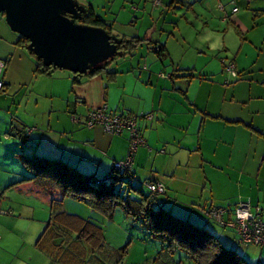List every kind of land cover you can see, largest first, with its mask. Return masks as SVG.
Returning <instances> with one entry per match:
<instances>
[{"label": "crops", "instance_id": "crops-1", "mask_svg": "<svg viewBox=\"0 0 264 264\" xmlns=\"http://www.w3.org/2000/svg\"><path fill=\"white\" fill-rule=\"evenodd\" d=\"M80 1L95 15L96 6L108 9L107 16H96L115 38H136L152 53L163 45L166 56L154 54L168 70L162 74L171 77L160 78V71L147 64L140 68L135 56L118 58L101 75L38 74L35 59L0 17V60L5 62L0 152L5 147V158L12 155L17 164L0 159V171L6 172L0 173V264H82L87 258L88 249L81 246L62 257L63 263L38 251L37 238L45 228L35 236L46 208L37 207L50 210L51 204L31 183L21 182L27 171L22 159L31 154L61 160L92 180H103L112 163L127 156L128 141L125 134L83 126L87 113L102 107L137 116L145 145L133 160L128 178L133 187L161 182L166 192L159 204L170 215L205 227L249 264H264V246L240 244L231 230L204 214L210 206L224 207L222 220L230 223L235 204L247 201L260 208L264 222V0H236L235 14L226 0H185L172 11L170 0H160L161 6L155 0H98L96 6ZM224 13L228 23L222 22ZM226 31L232 33L228 46ZM229 63L235 76L225 70ZM146 115L151 120L141 117ZM152 248L149 263L159 251Z\"/></svg>", "mask_w": 264, "mask_h": 264}, {"label": "trees", "instance_id": "trees-1", "mask_svg": "<svg viewBox=\"0 0 264 264\" xmlns=\"http://www.w3.org/2000/svg\"><path fill=\"white\" fill-rule=\"evenodd\" d=\"M155 1H158L156 6L162 5L160 0ZM226 1L228 5L232 7L231 14H235L239 11V7L236 5V0ZM185 3V0H170L167 4V8L172 11V9H177L180 6L185 5ZM192 4L193 3H189V5ZM234 8H237V12L232 13ZM222 22H229V14H223ZM77 24L98 27L105 30L108 34H111L110 26L97 17L90 6L84 7V14L77 20ZM110 36L113 40L118 42V52H124V57H131L132 53L135 54L141 43L136 38L117 39L113 35ZM17 44L35 59L37 64L35 71L38 74H51L53 69L43 65L42 61L37 59L36 56L27 49L28 42L24 38L18 36ZM152 50L158 57L166 56V54H163V45L154 46ZM105 70L106 67L104 69L96 70L88 77ZM74 77L78 78L77 75ZM174 77L177 76L174 75ZM183 77H190V75H184ZM76 78L75 80H77ZM96 110L89 111L87 115ZM105 111L110 115L133 116L137 120L136 115L123 112L109 113L107 110ZM147 116L148 115L141 117L147 119ZM72 118H77L79 120L75 115L71 116V119ZM85 118L82 124L84 127L88 128ZM74 123L80 124V120ZM122 134H125L127 141H129L128 134L124 132ZM142 140L145 142L143 138ZM139 147L141 146H138L133 153L129 169L116 170L114 168V164L125 161L126 156L122 161H114L109 173L100 181L92 180L88 175L69 166L61 160L49 159L37 155L24 156L22 164L27 171L25 173V178H22L21 182L31 183L34 191L41 196L43 195L49 198L51 204L49 206V218L45 230L38 238L36 247L40 249L42 248L43 242L45 243L49 239L55 240L58 246L54 249L53 253H50V255L52 259L58 260V255L62 251V247L66 246L68 242H71L75 247L84 245L88 249V255L87 258L81 261L82 264H88V262L90 264L97 263L99 256H101V253L107 248L104 229L100 226L93 225L76 215H70L62 211L58 202H61L64 199H71L87 205L94 211L100 212L109 220L112 219L114 211L117 208H120L124 211L127 217L143 225L146 229L147 237L158 243L159 251L156 254V257L152 259L151 263H149L150 259L147 258L142 264H249L236 251L227 249V247H225L215 236L210 234L205 227L193 225L187 220L175 218L170 215L169 211L165 210V208L159 204V197L164 196L166 192L164 184L159 182L164 187L163 193L159 194L152 193L147 188L149 184H154L158 181L143 183V187L148 192L146 195L142 192L141 187H133L130 184L128 178L131 177L133 160ZM28 172L31 173V177L26 176ZM242 202L247 201H239L234 206V219L235 210ZM256 209H258L257 213L258 218L260 219V208L252 207L254 213H256ZM212 211L213 213L217 211L221 212V221H218L213 217L211 214ZM224 213H226V208L220 206H210L204 211V214L209 220L213 222L215 221L227 228L225 225L226 222L222 220ZM232 232L236 235L234 231ZM126 246L114 250L117 251L116 254H118L119 259L117 261L114 259L115 254H109V256L104 257L105 263L122 264V261L120 260H124V257L128 253ZM62 257H67V255H62Z\"/></svg>", "mask_w": 264, "mask_h": 264}, {"label": "water", "instance_id": "water-1", "mask_svg": "<svg viewBox=\"0 0 264 264\" xmlns=\"http://www.w3.org/2000/svg\"><path fill=\"white\" fill-rule=\"evenodd\" d=\"M76 0H0V17L43 65L79 77L104 69L118 57V42L105 30L77 24Z\"/></svg>", "mask_w": 264, "mask_h": 264}, {"label": "rangeland", "instance_id": "rangeland-1", "mask_svg": "<svg viewBox=\"0 0 264 264\" xmlns=\"http://www.w3.org/2000/svg\"><path fill=\"white\" fill-rule=\"evenodd\" d=\"M76 1L80 5L81 1L80 0H76ZM85 1L87 3H89L90 5L92 4L93 6H96V1H98V0H85ZM84 7H86V5ZM101 8H102L101 6H99V7L96 6V8H94V10L96 11V15H98L100 17L107 16L108 15V13H107L108 9L104 10ZM117 27L118 26H115V28H117ZM221 28L226 29L227 27L224 28L222 26ZM181 30H183V27H181ZM227 33H229V34L223 36V38H225V40H226L225 43L228 46V38L232 35V33H230V32H227ZM113 35H115V32H113ZM215 44H217V42ZM120 56L124 57L125 53L122 51L119 52L117 58H120ZM132 56H135L134 60L136 59V63L140 64V68H142L145 64H147L149 69L151 68L152 70H156L157 72L167 70V68H163L164 66L161 64V61L156 59V56L154 53L147 51L146 46H143V47L140 46L136 50L135 54L132 53ZM172 58L175 61L180 60V56H172ZM115 60H119V59H115ZM115 60H113L112 62H109L107 64L106 68L107 69L110 68V66L115 63ZM55 72H63V73L66 72L67 73V71H59V70H56ZM160 72L158 73L160 78H162V77H165L166 79L169 78L168 75L170 74V72H169V74H168V72H167V74L165 72V73H163L164 75L162 74V72L161 73ZM103 73L104 72L101 71L98 74L101 75ZM1 103L3 104L4 102H1ZM3 105H5V103ZM12 112H13V110H12ZM19 114L21 115L20 112H19ZM29 130L30 129H28V131ZM1 149H2V151L0 152V159H2V162H5L3 164L9 165L10 163H12L11 160H14V167L16 168V166H17V164L15 163L16 159H14V157L12 155L9 158H5V156L3 155L6 152L5 147L2 146ZM27 152H28V150H27ZM29 153H30V150H29ZM29 155H31V154H29ZM5 159H7V160H5ZM19 168H20V166H19ZM6 169H7V166H6ZM17 169H18V167H17ZM20 171H21V169H20ZM0 173L4 176L6 174V172H4L3 170H1ZM26 176L31 177V173L28 172L26 174ZM142 192L145 195L148 193L144 187L142 188ZM65 200H66L65 203L61 207L62 211H64L65 213H68L70 215H76L77 217L82 218L85 221H87L93 225L100 226L104 229V237H105V243L107 244V248L103 251V253H101L102 255L99 256V260L97 261L96 264H106L104 261V257L109 256V254H113V255L115 254L114 259H116V261H117L119 259L118 254H116L117 251H114V250L125 247L126 245H127L126 247L128 250V254L124 260H120V261H122V264H142V262L145 259L149 258L150 255L155 254L154 252L151 253V251L153 249L152 246L154 245V246L158 247V243L151 240L149 237H147L146 229L144 228L143 225H141V224L133 221L131 218L127 217L125 215L124 211H122L120 208H117L114 211L112 219L109 220V219L105 218L100 212L94 211L93 209H91L90 207H88L85 204L79 203V202L71 200V199H65ZM44 208H46V210ZM43 209L45 210L44 215L40 214V213L37 214V217H39V218L42 215L44 217L41 219V223H40L41 229H39L35 238H37V237H39V235H41L43 229L45 228V226L47 224L48 218H49L48 206L44 205L42 208L37 207V210H39V211H43ZM37 220L38 219L35 218V221H37ZM57 246H58V244H56L55 240L49 239L45 243L44 242L42 243V248H40V249L37 248V249L39 252L43 251L45 253V256L52 258L50 253H53L54 249ZM74 247L75 246L73 244H71V242H68L66 246L62 247V251L58 255V260L57 259H53V260L63 263L64 259H62V255H67V256L73 255V248ZM81 247L86 248V246H84V245H81ZM227 249H231V248H227ZM88 264H90V263L88 262Z\"/></svg>", "mask_w": 264, "mask_h": 264}, {"label": "built area", "instance_id": "built-area-1", "mask_svg": "<svg viewBox=\"0 0 264 264\" xmlns=\"http://www.w3.org/2000/svg\"><path fill=\"white\" fill-rule=\"evenodd\" d=\"M154 3L157 4L158 1H154ZM235 12H237V8L232 10V13ZM4 66V62L0 60V77ZM233 69L234 66L231 63L227 64L225 67V70L229 74L235 76ZM2 87L3 83L0 78V91ZM105 110V107H102L89 113L85 118L87 127L99 126L108 135H121L123 132L128 134L129 148L127 157L125 161L115 163L114 168L116 170L129 169L134 151L138 146L145 145L137 128L136 118L133 116L110 115L107 114ZM147 118L150 119V116H147ZM72 121L78 122L79 120L77 118H72ZM147 188L152 193L162 194L164 191L163 185L159 182L149 184ZM257 212L258 209H256V213L253 212L249 202H242L235 210L234 221L225 224L228 229L236 233L240 244L264 246V223L258 218ZM211 214L216 220L221 221L222 214L220 211L214 213L212 211Z\"/></svg>", "mask_w": 264, "mask_h": 264}]
</instances>
